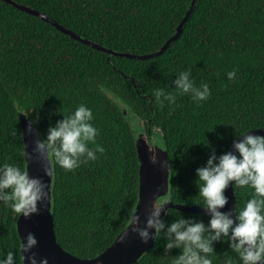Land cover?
Segmentation results:
<instances>
[{"label":"trees","instance_id":"1","mask_svg":"<svg viewBox=\"0 0 264 264\" xmlns=\"http://www.w3.org/2000/svg\"><path fill=\"white\" fill-rule=\"evenodd\" d=\"M13 1L91 42L80 43L0 0V163L25 167L18 113L29 120L38 115L33 124L44 138L50 123L84 103L99 129L96 143L104 151L71 171L56 166L52 176L49 212L55 240L68 254L95 258L127 226L126 213L138 199V133L166 157L168 187L158 201L199 206L193 204L200 203L195 169L206 162L207 145L219 155L228 151L234 131L264 128V0H196L178 38L143 60L101 48L135 55L156 51L192 0ZM184 69L196 84H208V98L194 102L182 94L173 105L154 102L153 90L171 89L175 73ZM233 69L236 76L229 80L226 73ZM233 193L240 207L252 189ZM167 211L165 222L180 214L205 224L209 219L172 206ZM17 216L0 203V257L17 249ZM163 243L157 238L134 264H168ZM213 248L212 264H224L229 255L239 264L227 241Z\"/></svg>","mask_w":264,"mask_h":264},{"label":"clouds","instance_id":"2","mask_svg":"<svg viewBox=\"0 0 264 264\" xmlns=\"http://www.w3.org/2000/svg\"><path fill=\"white\" fill-rule=\"evenodd\" d=\"M226 76L231 80L236 76V70L228 71ZM171 83L173 87L167 91L166 87L153 90L154 102L164 104L167 101L173 105L176 97L182 94H188L194 102H200L210 95L208 84H196L187 69L177 71ZM38 119L37 115L29 121V130ZM93 120L92 108L79 103L67 114L62 113V119L49 124L45 137L36 139L31 153L39 160L44 176L51 178L56 166L71 171L86 161L95 160L97 153L104 151L96 143L99 129ZM207 146L210 154L206 162L195 169L200 203H193L209 215L207 224L181 214L165 222L160 214L166 202L155 199L143 227L139 226L141 220L137 209L126 213L127 226H131L142 243L162 237L163 256L168 264H212L209 254L214 253L213 245L217 241L228 242L239 264H264V135L254 134L250 130L241 133L234 131V151H224L219 155L210 145ZM28 156L25 146L26 159ZM148 160L157 165L155 150L150 152ZM230 182L233 189L247 186L252 193L242 206L235 205L231 211H221L228 201L225 189ZM49 193V183L43 177L30 176L28 169L17 163H0V203L16 214L24 218L37 214L40 210L38 204L42 208ZM165 215H169V212L165 211ZM36 243L34 235L26 233L23 238L20 237L16 251L9 250L0 257V264H17V258L25 261L24 254H27L28 264H48L47 258L38 259L32 251ZM174 248L180 250L179 254L169 255ZM224 264H235V259L229 255Z\"/></svg>","mask_w":264,"mask_h":264},{"label":"water","instance_id":"3","mask_svg":"<svg viewBox=\"0 0 264 264\" xmlns=\"http://www.w3.org/2000/svg\"><path fill=\"white\" fill-rule=\"evenodd\" d=\"M13 7L32 14L45 22L50 23L58 31L62 32L65 35H68L70 38L84 44L90 45L91 42L81 38L76 33L71 30L63 27L58 24L53 19L47 17L43 13L36 11L28 6L18 4L13 0H3ZM196 0H192L188 10L181 19L179 25L176 28V31L172 36H170L160 47L154 52L144 54V55H135L130 53H117L111 50L102 49V51L107 52L109 55H117L132 59H147L154 56L162 54L166 48L170 45L171 42L176 40L181 32V27L184 21L187 20L190 13L193 11L194 4ZM20 134L23 143V155L25 160V167L28 169L30 176H39L49 183V189H51L52 177L49 178L44 176L40 168L39 160L33 156L32 148L36 139L39 137V133L34 124H31L29 130V119L22 113L17 114ZM254 134L264 135V128L261 129H251ZM40 138V137H39ZM239 139V137H237ZM25 146L26 151L29 153V156L25 157ZM138 153H139V168H138V199L135 205L134 210L137 209V214L140 216V227H143V221L146 215L151 211V205L156 199L157 201L162 198L168 187V167L166 162V157L164 151L157 147L151 146L145 140L144 135L139 134L137 139ZM155 150L158 157L157 165H153L149 162L148 156L150 152ZM228 151H234L232 148V143ZM46 163V162H45ZM225 195L228 197V201L221 211H231L234 208V193L232 188V183H229V186L225 189ZM50 193L49 197L45 199L44 205L40 208L37 214H32L28 218L18 215L16 219V232L20 239L25 236L26 233L31 232L37 243L36 246L32 249L35 252L37 258H47L48 264H134L146 251H148L154 240L149 239L147 243H142L136 233L131 230V226L128 228L126 226L120 234L113 240V242L98 256L91 259H80L74 257L67 252H65L56 242L53 230V220L51 212L50 202ZM172 206L175 209L188 212V213H203L207 214L204 209L196 205H178L171 202H166L163 209L161 210V218L165 215L167 208ZM208 215V214H207ZM233 218L235 222V213H233ZM153 231V230H150ZM25 255V261L22 260L23 264H28L27 254Z\"/></svg>","mask_w":264,"mask_h":264},{"label":"rangeland","instance_id":"4","mask_svg":"<svg viewBox=\"0 0 264 264\" xmlns=\"http://www.w3.org/2000/svg\"><path fill=\"white\" fill-rule=\"evenodd\" d=\"M130 122L133 124L134 128L137 129V128H136V124H135L136 120H130ZM137 131H138V130H136V134H137ZM139 134H140V133H138L137 135H139ZM137 135H136V136H137ZM146 141H147V140H146ZM159 141H160V140H159ZM151 142H152V144H156V140H155L154 138H153V140H152ZM157 143L160 144V142H157ZM155 146H156V145H155ZM157 147H158V146H157Z\"/></svg>","mask_w":264,"mask_h":264}]
</instances>
